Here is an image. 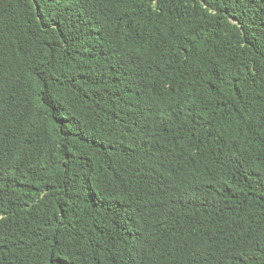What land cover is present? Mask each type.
<instances>
[{"label": "trees", "instance_id": "obj_1", "mask_svg": "<svg viewBox=\"0 0 264 264\" xmlns=\"http://www.w3.org/2000/svg\"><path fill=\"white\" fill-rule=\"evenodd\" d=\"M0 264H264V0H0Z\"/></svg>", "mask_w": 264, "mask_h": 264}]
</instances>
